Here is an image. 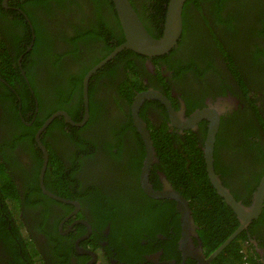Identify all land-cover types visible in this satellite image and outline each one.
<instances>
[{
  "label": "flooded vegetation",
  "instance_id": "af4514ba",
  "mask_svg": "<svg viewBox=\"0 0 264 264\" xmlns=\"http://www.w3.org/2000/svg\"><path fill=\"white\" fill-rule=\"evenodd\" d=\"M25 1L0 0L7 13L0 14V176L9 187L5 194L0 188V264H221L228 244L213 255L223 242L206 245L189 201L193 231L182 242L176 202L154 198L142 187L146 151L131 107L141 92L161 93L176 117L155 97L143 100L138 116L150 136L164 128L180 139L188 131L201 139L206 119L193 128H183L182 121L196 109L217 108L214 171L249 208L264 176V84L252 82L254 74H264V0L190 1L172 59L119 51L109 60L114 65L108 61L88 78L87 120L77 126L57 115L38 137L56 112L82 120L88 71L125 38L111 0H100L99 7L93 0H63L58 16L50 18L46 6L31 8ZM130 2L149 33L159 37L163 27L155 33L145 24L157 23L159 2L155 8V0ZM22 6L38 18L40 36ZM97 11L103 39L94 30ZM179 60L194 62L198 71L176 74L170 65ZM237 77L251 81V89L244 90ZM153 152L148 183L154 190L175 189L154 141ZM232 213L235 230L242 221ZM143 227L148 233L142 237L128 236ZM241 232L248 238L242 252L257 254V264H264V196L259 214Z\"/></svg>",
  "mask_w": 264,
  "mask_h": 264
},
{
  "label": "trees",
  "instance_id": "16d2710c",
  "mask_svg": "<svg viewBox=\"0 0 264 264\" xmlns=\"http://www.w3.org/2000/svg\"><path fill=\"white\" fill-rule=\"evenodd\" d=\"M62 1L63 0H29V2L25 1V3L30 5L31 8L34 5H38V4L46 6L44 12L45 16L48 15L52 17V16H58V9H59L58 6L59 3ZM69 1L72 2L73 0H69ZM93 1L99 7L100 0H93ZM101 1H104L105 3L106 2L110 3V0H101ZM155 1L156 4L155 5L152 4V7L155 8L158 2L160 7V9H157L160 11L159 12L160 16L157 18V23L153 26H151L149 22H145V24L148 26V29H150V31L152 28L153 31L157 33V31H159L160 28H162L164 25L165 6L167 5L166 3L168 2V0H155ZM190 1L192 0H187L185 2V5L190 3ZM214 2L215 5H220L218 1L214 0ZM18 5L21 6V4ZM163 5L164 8H162ZM184 8L185 9L182 12L183 27L184 24L186 23L184 21L186 18V6ZM23 9L29 17L31 16L34 22L35 31L36 33H38V36H40L41 26L40 25L38 26V24L36 23L38 18L30 13V9L28 7H23ZM0 14L7 15V13L3 10V7H1V5H0ZM100 15H101L100 11H97V18H99ZM99 25H100V18L98 20V27H94V30L96 31V39H103L104 38L103 34L106 32V29L104 26L102 27ZM160 31L156 35L159 36L162 32ZM1 46L4 45L0 41V47ZM175 50L177 49H172L169 53L165 54L164 56H158V59L161 60L172 59V56L175 55ZM106 51L107 52L103 53L102 56L96 57V62L101 58H103L104 56H106V54L110 52L111 49L110 50L108 49ZM254 52L256 53L257 50H255ZM0 55H3L2 51H0ZM252 57L253 58L251 60L252 63L251 66L254 67L252 69L253 71H255L256 68L259 67V66L256 67L255 65V63L258 62V59L254 54H252ZM260 57L261 56L259 55L258 58ZM108 64L114 65L115 60L109 61L107 65ZM129 64L132 63L128 62V65ZM193 64L194 62L189 63L186 60L185 61L179 60L177 62V65L171 64L170 67L175 70L176 74H179L181 71H182L181 73H183L187 69L198 71V69L193 68ZM254 75L255 76L252 77V82L254 84L260 83V85L262 86V84H264V74H261L259 76H257V74ZM238 81L240 83V86L244 90L251 89L252 87L251 81L250 82L247 81L249 85H247V83L242 78H238ZM37 119L41 120L40 116H38ZM151 127H153V125ZM205 131L206 129L204 127L203 128L204 133L201 139L196 137L192 131H188L183 136V139H180L176 133H173L171 136L169 133L165 131L164 128H159V129L154 128L151 132V136L155 143L157 156L161 160V164L163 165V169L165 171L167 178L175 187V189L180 191L188 199L190 206L192 208L193 217L200 226L199 233L203 238H205V241L207 240L206 245L213 248L217 246L219 243L223 242L233 232L235 225L237 223V219L235 218V215L232 213L229 206L215 192V189L213 188V186L211 185L208 179L204 160H203L202 149H201L202 143L205 138ZM196 140L200 143V146H197ZM173 144H175V146ZM215 153H216V149L214 151V156ZM216 166L218 165L215 158L214 168H216ZM0 168H1V163H0ZM156 180L157 179L155 177V184L157 183ZM7 187H2V188L0 187L4 194L7 193L9 190V187L8 188ZM11 190H13V187H11ZM15 193L16 192L13 191V194ZM8 195H11V193H9ZM166 201L168 204L172 206L175 205V202L172 200H166ZM177 224L179 226L178 219H177ZM145 225L147 224H144V227ZM150 226L153 228L154 224L150 223ZM144 227L139 229L138 235L129 234L128 236H133L132 238L142 237L144 233H148L146 230H144ZM246 241H248V238L246 237L244 232H241L238 235H236L225 248L224 254L227 256L221 262V264H257V259L255 260L253 256V255L257 256V254L249 253L248 251L246 253L242 252L243 246L246 243ZM244 256L246 257V260L243 259ZM244 261L246 262L244 263Z\"/></svg>",
  "mask_w": 264,
  "mask_h": 264
},
{
  "label": "water",
  "instance_id": "95a60500",
  "mask_svg": "<svg viewBox=\"0 0 264 264\" xmlns=\"http://www.w3.org/2000/svg\"><path fill=\"white\" fill-rule=\"evenodd\" d=\"M111 1L113 2L117 16L119 18L125 39L120 45L116 46L106 57L100 60L88 71L84 79L83 100L85 109L82 120L80 122H74L65 112H56L52 114L40 127L36 135L37 137L39 133L57 115L63 114L70 124L77 126L82 125L87 120L89 115L87 99L88 78L99 68L104 66L119 51L128 49L141 55L152 57L165 55L177 46L178 40L182 34L183 7L187 0H168L164 17L163 31L159 37L151 35L145 28L143 22L140 20L137 12L133 8V5L130 3V0ZM151 97H155L156 99H159L165 103L172 120V116L176 117L169 101L161 93L144 91L137 94L133 100L131 109L132 115L134 117V125L137 127V130L143 139L146 151L141 173L142 187L148 195L154 198H169L176 202L177 211L180 214L181 238L183 242V239L186 240L189 237V232L193 231L191 226L192 214L188 200L176 189L170 187L162 190H154L148 183L149 170L154 160L153 141L145 126V123L138 116V112L143 100ZM219 114V110H217L215 107H203L196 109L186 120H183L181 124L183 128H193L201 119L207 120V130L202 146V154L208 179L216 192L223 197L224 202L234 213H236V215H238V218L242 221V224L223 241V243L215 250L213 255L219 252L226 244H228L235 237V235L239 233L243 226L250 222L251 219L257 217L261 210L262 199L264 196V176L256 191L254 201L249 208L243 207L221 184L218 175L214 171V148L219 127ZM42 176L43 173L41 174V177Z\"/></svg>",
  "mask_w": 264,
  "mask_h": 264
},
{
  "label": "rangeland",
  "instance_id": "374dc122",
  "mask_svg": "<svg viewBox=\"0 0 264 264\" xmlns=\"http://www.w3.org/2000/svg\"><path fill=\"white\" fill-rule=\"evenodd\" d=\"M5 178V177H3ZM3 178L0 176V187H7L8 184H7V181H4Z\"/></svg>",
  "mask_w": 264,
  "mask_h": 264
},
{
  "label": "clouds",
  "instance_id": "9594fccd",
  "mask_svg": "<svg viewBox=\"0 0 264 264\" xmlns=\"http://www.w3.org/2000/svg\"><path fill=\"white\" fill-rule=\"evenodd\" d=\"M179 41V40H178ZM174 49V48H173Z\"/></svg>",
  "mask_w": 264,
  "mask_h": 264
},
{
  "label": "bare ground",
  "instance_id": "6f19581e",
  "mask_svg": "<svg viewBox=\"0 0 264 264\" xmlns=\"http://www.w3.org/2000/svg\"><path fill=\"white\" fill-rule=\"evenodd\" d=\"M131 3V2H130Z\"/></svg>",
  "mask_w": 264,
  "mask_h": 264
}]
</instances>
